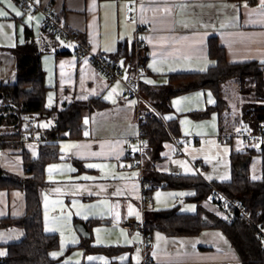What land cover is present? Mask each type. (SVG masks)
I'll list each match as a JSON object with an SVG mask.
<instances>
[{
  "label": "crops",
  "instance_id": "obj_1",
  "mask_svg": "<svg viewBox=\"0 0 264 264\" xmlns=\"http://www.w3.org/2000/svg\"><path fill=\"white\" fill-rule=\"evenodd\" d=\"M35 1L40 6L53 9L63 25L77 32L78 41L81 42L79 37L82 38L94 56L102 55L109 60H116L120 44H127L129 48L133 44L135 54L136 31L141 29L146 60L140 82L148 85L165 84L167 76L172 74L207 71L215 63L208 56L210 38H215L230 64L264 63V0H256L254 5L228 0ZM0 10L8 13L0 16V86L15 83L13 50L32 40L41 52L47 109L63 110L75 101L95 98L105 103L99 110L81 112V125L85 129L80 126L76 136L69 131L60 132L61 139L56 142L59 159L45 166L46 186L41 192L43 230L59 239L58 249L52 251L50 257L71 264L62 252L79 239L82 242L89 238L92 243L101 226H107L111 238L92 245L120 247L122 250L116 254L104 253L107 257L115 256L120 263L111 258L104 263L103 257H90V262H87L84 257L85 263L141 264L142 252L136 247L139 235H131L119 225L130 220L144 221L141 171L126 154L127 143L138 134L139 120L144 112L140 111L138 120L135 102L124 96L123 85L103 77L86 55L76 53V45L72 41L49 37L39 15L28 17L15 0H0ZM16 11L21 15H16ZM118 65L127 75L123 63L118 62ZM182 101L188 103V113L201 111L215 102L208 90L173 97V111L166 119L177 118L179 125L188 117L184 115L187 112L177 110ZM44 121L45 126L37 123L42 130L52 124L49 119ZM186 122L187 128L180 130V135L185 138L183 155L166 158L162 153L163 161L157 169L169 174L178 171L181 177L198 175L205 183L229 181L231 149L240 151L245 145L240 140L223 143L216 118L210 120L216 125L215 132L204 136H193L195 130L189 127L192 124L189 122L194 121L188 117ZM202 123H194L193 126H201ZM239 128L235 124L234 130ZM191 137L195 139L191 140ZM248 146L256 151L261 148V145ZM26 148L31 156H36L35 145ZM206 149L211 153H205ZM192 164L197 166L196 170ZM262 164L264 157L254 154L250 158L252 179L260 178ZM0 168L20 178L31 177L25 172L20 147H7L0 151ZM192 196L193 189L155 188L147 210L176 208L179 213L192 215L197 212ZM201 204L212 213L222 214L210 199ZM24 213L25 195L21 190H0V219H17ZM78 222L86 225L89 237L77 232L75 225ZM22 237L23 231L19 228L0 229V253H3L0 256L6 253L4 245L19 242ZM150 239L148 254L152 264H243L218 229H204L193 236L173 237L154 231Z\"/></svg>",
  "mask_w": 264,
  "mask_h": 264
},
{
  "label": "trees",
  "instance_id": "obj_2",
  "mask_svg": "<svg viewBox=\"0 0 264 264\" xmlns=\"http://www.w3.org/2000/svg\"><path fill=\"white\" fill-rule=\"evenodd\" d=\"M228 1L256 4V0ZM79 40L86 45L82 38L79 37ZM134 51L133 44L130 48L127 44H120L116 60H111L114 67L122 69L118 65V62H121L128 74H132ZM13 52L16 60V81L12 85L0 86V151L7 147L22 148L23 166L31 177L20 178L0 168V190L18 189L25 195V213L22 217L0 219V229L15 227L23 231L19 242L3 246L6 253L0 256V264H64L60 259L50 257V253L58 249L59 240L56 235L44 232L41 212V192L46 186L45 166L57 161L59 152L56 143H44L35 145L36 156H31L26 148L29 145L22 142L33 133L32 128L25 125V120L33 118L36 121L35 130L45 131L48 137L63 131H69L71 135L76 136L81 129V112L99 110L105 103L95 98L83 102L75 101L63 110L47 109V88L40 63V50L32 40H27L15 47ZM208 56L215 63L205 72L168 75L167 82L161 85L140 82V93L147 104L140 106L144 116L139 121L140 134L144 140L140 169L144 229L149 237L154 231L173 237L193 236L204 229H218L228 239L243 264H264V237L253 225L239 218L235 210L224 207L212 197L214 188L243 208L247 215L264 229V164L261 165L259 179H252L249 173L250 158L254 154L264 157V145H261L259 151L248 146L254 144H247L240 151L231 149V178L227 182L205 183L198 175L175 177L174 174L157 169V165L163 161L164 145L169 141L170 134L180 135L177 118L166 119L173 111L171 100L175 96L208 90L214 97V104L201 111L188 113V116L192 119H208L216 114L223 143L231 144L233 139L239 140L236 138L237 133L242 130L250 133L264 130V63H228L224 50L215 38L208 40ZM145 60L146 49L140 46L138 61L144 66ZM230 82L238 84L244 99L236 116H231L229 103L222 94L223 86ZM26 89L31 91L26 93ZM46 119L51 120V127L42 130L37 123ZM235 124L239 125V130H234ZM137 159L135 154L129 158L132 164ZM155 188L193 189L194 196L191 199L197 204V212L191 215L179 213L176 208L147 210ZM209 199L222 211L221 215L202 207L201 203ZM90 240L88 238L80 243L86 253L116 254L122 250L120 247H96Z\"/></svg>",
  "mask_w": 264,
  "mask_h": 264
},
{
  "label": "built area",
  "instance_id": "obj_3",
  "mask_svg": "<svg viewBox=\"0 0 264 264\" xmlns=\"http://www.w3.org/2000/svg\"><path fill=\"white\" fill-rule=\"evenodd\" d=\"M15 1L23 8L28 17H34L36 15L41 17V25L49 36L65 41H72L76 45V53L78 55H86L103 77H106L110 80L119 81L124 87V96L127 99H131L135 102L139 120L140 106L142 104L147 105L140 93V79L144 73V68L138 61V48L143 45V31L141 29L137 28L136 31V52L133 73L124 75L123 70L119 67H114L112 61L108 58L102 55L94 56L86 45L78 41L77 32L70 31L63 25L53 9L40 6L35 0ZM133 1L136 2V0ZM25 125L30 126L33 130V133L22 140L24 144L39 145L44 143H56L61 139L60 133L55 134L53 137H48L45 131H36V121L33 118H27L25 120ZM236 138L240 140L242 145H264V130H261L257 133H250L248 131L242 130L237 133ZM184 140L185 138L181 135L170 134L169 136V141L172 143L175 156L177 157L183 155ZM143 146L144 140L141 137L140 130L138 134L127 143L126 146V154L128 158H131L134 154L138 156L135 165L139 168V170L141 169V152ZM192 166L194 170H196L197 166L194 164H192ZM174 175L175 177H178V171H176ZM212 197L224 207H230L235 210L238 213L239 218H243L247 223L253 225L257 229L258 233L264 237V229H261L260 226L247 215L243 208L238 207L235 203H233L214 188ZM119 226L121 229L127 231L131 235H139V241L136 243V247L142 252L141 264H152L148 254V250L151 246V239L145 232L144 221L130 220L120 223Z\"/></svg>",
  "mask_w": 264,
  "mask_h": 264
},
{
  "label": "rangeland",
  "instance_id": "obj_4",
  "mask_svg": "<svg viewBox=\"0 0 264 264\" xmlns=\"http://www.w3.org/2000/svg\"><path fill=\"white\" fill-rule=\"evenodd\" d=\"M222 94L227 99V101L229 103V110H230L231 116L238 115L239 108L242 105V103L244 102L243 96L241 95L242 92H240L238 84L236 82H230V83L226 84L225 86H223ZM179 99L181 100V99H185V98H179ZM187 108H188V103H185V101H182V102H180L179 109H177V110H180L182 113H184V112H187L186 111ZM176 113H178V111H176ZM184 115L188 116V112L185 113ZM184 115H182V116L185 117ZM187 118H184V120L182 119V121H180V125H179L180 130L184 131L187 128L185 125V123H187L186 122ZM214 118L217 119L215 114L213 117L208 118V119H192L191 117H189L190 120L194 121V122H189V123H192V124H189V127L191 129L195 130V134H193V136H196L197 134H198V136H204L206 134L215 132L214 128H216V125L214 123L210 122V120L214 119ZM45 122L46 121H44V120L40 121L39 122L40 126H45ZM201 122H203L201 124V126H196V125L193 126L194 123H201ZM194 139H195V137H191V140H194ZM233 141H238V140L233 139ZM224 149H227V148H224ZM205 153H211V151L209 149H206ZM163 155L166 158H173L175 156L174 147L170 141L165 143ZM219 212H222V211H219ZM100 229L101 230L99 231V233L97 235H95L93 240H92V243H94V244H98V242L104 243L111 238V236L107 230L108 229L107 226H101ZM63 238H64V236H63ZM66 240L67 239L64 238V241H66ZM80 242H81V239H79V241H77L75 245L70 246L69 248L66 249V251L62 252V255L64 253V255L66 256L65 259H69L71 261V264H86L85 263L86 261H84V257L87 260V262H90L89 261L90 257H96V258H102L103 257L105 259L103 261L104 263H108L110 261V258H111V260H115V261L118 260L113 255H110L109 257H107V255H105L103 253L84 254L86 252L83 251L82 248L80 247ZM101 245L102 246H99V247H104V244H101ZM119 261L120 260H118V262Z\"/></svg>",
  "mask_w": 264,
  "mask_h": 264
},
{
  "label": "water",
  "instance_id": "obj_5",
  "mask_svg": "<svg viewBox=\"0 0 264 264\" xmlns=\"http://www.w3.org/2000/svg\"><path fill=\"white\" fill-rule=\"evenodd\" d=\"M31 89H26L24 90V92L28 93L30 92ZM81 127L83 129H85V126L81 125ZM103 224H108V222H103ZM75 229L77 230V232L83 236V237H89V232H88V229L86 227V225L83 223V222H78L76 225H75Z\"/></svg>",
  "mask_w": 264,
  "mask_h": 264
},
{
  "label": "snow or ice",
  "instance_id": "obj_6",
  "mask_svg": "<svg viewBox=\"0 0 264 264\" xmlns=\"http://www.w3.org/2000/svg\"><path fill=\"white\" fill-rule=\"evenodd\" d=\"M9 7H13L11 4H9ZM13 11H15V8L13 7ZM8 13L3 11V10H0V16H6ZM16 15H21V13L19 11H16ZM0 255H3V253H0ZM55 255V254H53Z\"/></svg>",
  "mask_w": 264,
  "mask_h": 264
}]
</instances>
